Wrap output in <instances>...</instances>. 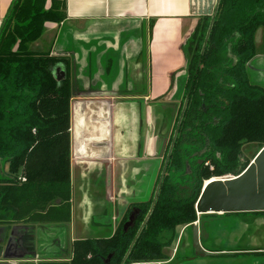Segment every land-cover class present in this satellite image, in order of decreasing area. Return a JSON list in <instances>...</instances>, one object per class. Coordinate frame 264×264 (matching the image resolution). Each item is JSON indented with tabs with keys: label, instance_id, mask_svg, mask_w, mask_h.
Returning <instances> with one entry per match:
<instances>
[{
	"label": "crops",
	"instance_id": "0c3cea01",
	"mask_svg": "<svg viewBox=\"0 0 264 264\" xmlns=\"http://www.w3.org/2000/svg\"><path fill=\"white\" fill-rule=\"evenodd\" d=\"M64 1L65 20L45 23L41 38L29 49L59 59L57 66L65 75L62 61L74 65L78 86L72 88L69 103L70 217L68 223L26 227L63 231L70 251L75 241L110 235L116 208L148 194L159 163L152 139L144 137L151 121L149 106L169 93L173 102L182 96H176L174 88L186 68L184 41L203 18H212L219 0ZM13 2L0 0V28ZM262 34L258 29L254 36L258 58ZM253 213L231 225L214 248L237 257L253 253V258L215 264H264V212ZM175 244L164 249L168 258ZM53 252L50 262L70 260L57 254V246Z\"/></svg>",
	"mask_w": 264,
	"mask_h": 264
},
{
	"label": "trees",
	"instance_id": "16d2710c",
	"mask_svg": "<svg viewBox=\"0 0 264 264\" xmlns=\"http://www.w3.org/2000/svg\"><path fill=\"white\" fill-rule=\"evenodd\" d=\"M64 9V0H14L0 28V160L6 161L5 174L11 178L0 180V229L69 221L70 63L62 61L66 75L57 81L52 70L59 59L37 56L29 49L41 38L45 23L65 20ZM216 10L204 54L199 57L201 33L199 47L192 53L195 59L189 56L194 66L191 74L201 86L209 76L205 70L194 74L199 58L205 67L217 63V52L226 39L236 34L235 51L246 61L256 54L254 36L258 29H262L264 40V0H219ZM210 20L211 17L203 18L196 30L201 25L205 34ZM188 49L190 52L192 47ZM244 92L234 96L226 122L214 137L215 147L226 154L224 163L213 161L215 170L204 168L200 181L228 173L236 177L250 164L240 161L243 145L255 144L258 151L264 147V90L250 88ZM198 186L189 202H168V192L160 197L124 264L165 259L163 234L196 221L195 204L201 183ZM141 204L133 229L106 240L75 241L68 264H106L111 254L107 264H120L147 212L148 203Z\"/></svg>",
	"mask_w": 264,
	"mask_h": 264
},
{
	"label": "flooded vegetation",
	"instance_id": "af4514ba",
	"mask_svg": "<svg viewBox=\"0 0 264 264\" xmlns=\"http://www.w3.org/2000/svg\"><path fill=\"white\" fill-rule=\"evenodd\" d=\"M197 27L198 26L194 28L184 41L186 47L184 53L187 79L182 90V96L177 102H173L168 100L170 96L169 93L168 95L154 100L149 106L151 107L150 109L153 115L151 114V121L148 129L144 132V137L152 139L154 145L152 149L153 154L159 155L156 178L145 197L133 203H131V201H126L122 207L118 206V208H116V213L113 218V232L111 231L112 233L110 235L107 233L105 236H99L97 239H110L117 233L126 234L133 229L142 208L141 203L145 202L148 203L147 212L132 242L137 236L138 239L142 229L149 220L148 218L157 206L158 200L166 192L169 193L167 201L171 203L189 202L192 200L197 194L198 184L201 183L203 188V184L206 182V180H199L201 171L207 168L209 171L213 172L215 170L212 163L213 161L224 163L226 154L223 153L222 150L216 148L213 142L215 140L214 137L218 135L219 130L226 122L232 99L237 94H245L243 90L245 91L250 88L264 90V84L253 83L249 74V71L252 70L257 72L259 77L264 78V68L258 69L252 66V61L258 58L256 56L257 54L253 56L254 58L246 61L237 54L234 46L235 40H233L237 36L236 34H234L232 38L226 39L224 46L217 52L216 57L219 59L217 63L210 67H205L202 64V58L198 59L197 65L194 68V74H197L199 71L204 73L205 70L206 74L209 76L205 77V80L201 82L202 86L198 84L196 77L193 78L191 74L194 66L192 62H189V56H191L192 59L194 58L192 53L199 47L198 43L200 42L198 41V36L201 33L203 43L201 45L199 57L204 54L211 33L210 31L207 36L210 30V22L205 34L201 32V25L198 30H196ZM188 46L192 47L190 52H188ZM77 86L78 84L76 83V87ZM71 93H73L72 88ZM140 133L142 136V132ZM251 145L246 144L243 145V147H250ZM243 147L240 152V161H250L251 163L256 155L252 160H249L243 153ZM224 177H234V175L228 173L215 178L223 180L226 179ZM253 216H255L254 213L207 214L201 217L197 215L196 221L188 225L176 227L174 232H166L169 234V237L167 242H164L166 246L162 249L165 259L159 262H161V264H215L217 261L223 262L236 258H246L247 255V257L253 258V253H240L237 257L234 256V254L226 252L216 253L214 249L219 238H226L225 236L228 234L227 232L231 225L238 224L241 221L245 222ZM145 218H147V221L142 227L146 220ZM193 225L198 226V244L203 250L209 252L207 257L197 253L193 246V235L191 234V230L186 231L187 228ZM3 228H6V231L0 230V238H2V233L6 232L4 247L8 239H12L7 253L12 258L6 261L0 259L3 262L11 264L16 261V264H35L34 260H31L35 257H38V264L47 262L68 264L71 260V249L69 251L67 243L63 242L62 245H58L57 254L62 257H70V260L63 263L43 262L41 257L45 255L43 252L46 248L45 246L42 248L43 245H40L37 239V247L39 245L41 249L39 252L36 250V242L33 239V228L22 225H14L11 227L3 226ZM177 228L180 229L179 237L178 234H176ZM224 240L225 239L221 240L222 244L225 242ZM56 241L59 243L60 239H56ZM174 242H176L174 246L175 252L171 258H168L164 249L170 248ZM49 245H52V242ZM53 253L55 252H50V254L54 255ZM244 254L246 255L244 256ZM111 257L112 254L108 255L104 262L106 264L109 263ZM23 260L26 261L23 262ZM150 263L154 262L146 264Z\"/></svg>",
	"mask_w": 264,
	"mask_h": 264
},
{
	"label": "water",
	"instance_id": "95a60500",
	"mask_svg": "<svg viewBox=\"0 0 264 264\" xmlns=\"http://www.w3.org/2000/svg\"><path fill=\"white\" fill-rule=\"evenodd\" d=\"M216 12L217 10L215 11V14L211 18L210 30L208 31L207 36L211 31V27H212L211 25L213 23ZM206 40H205V44H206ZM70 70H72L70 72L71 74L72 72L74 73L75 71L74 65L71 64ZM54 77L56 78L57 81L64 79L65 74L61 66H57V68L55 69ZM70 78H72L71 87L74 88L76 85V81L75 78L73 77V74L70 75ZM186 79H187V74L185 68L183 74L181 76H178L175 80L176 83L174 88L175 91L174 94L176 96L182 94L183 92L182 90L186 83ZM5 165H6V161L0 160V180L10 181L11 178L7 177L4 171ZM56 204H59L58 200L56 201ZM195 211L196 214L199 216H205L207 214H221V213L237 214V213L264 212V147H262L258 151L256 156L253 158L252 162L245 168V170L236 177L223 179V180L212 179L204 182L202 191L198 199L196 200ZM145 219L146 220L144 221L142 227L147 221V218ZM0 230L6 231L4 230V228H1ZM190 230H191V234L193 235L194 249L197 251V253H200L202 256L207 257V255H209V252L203 250L198 244V234H197L198 226L193 225L186 229V231H190ZM137 237L129 246L127 250V254L123 258L120 264H124L128 254L130 253L129 251L132 248ZM11 240L12 239L9 238L6 246L4 247L6 239L5 237L0 239V259L3 258L2 260L4 261L10 260L12 258L10 255L7 254ZM234 255L237 256L238 254H234ZM0 264H10V263L0 262Z\"/></svg>",
	"mask_w": 264,
	"mask_h": 264
},
{
	"label": "rangeland",
	"instance_id": "374dc122",
	"mask_svg": "<svg viewBox=\"0 0 264 264\" xmlns=\"http://www.w3.org/2000/svg\"><path fill=\"white\" fill-rule=\"evenodd\" d=\"M261 40H263V34L261 36ZM262 44L263 46L261 45V47L259 46L257 48V52L259 53L260 57L259 58H255L253 61H252V66H254V68H258V69H262L264 68V40L262 41ZM249 74H250V79L253 83H259V84H264V78L262 77H259L258 73L255 72V71H252L250 70L249 71ZM244 149L247 148V149H243V153L244 155H246V157L249 159V160H252V158L256 155L257 151H258V147L256 145H251L250 147H243ZM7 170V165H5V168H4V171L6 172ZM215 178V177H214ZM214 178H211L209 180H212ZM216 179V178H215ZM208 181V180H206ZM7 228V227H6ZM6 228H4V230H6ZM33 239L34 241L36 242V250H38V252L40 251L41 249V246L38 245L37 247V239H38V242L40 243V245H43L42 248L45 246L46 250L43 252V254H45L44 256L45 257H48L47 259H42L44 260L43 262H47V261H50L51 259L49 258V256H52V254H50L51 251L54 250L55 248V244H53L55 242L56 239H60L58 245H62L63 242L66 243V237L64 238V232L62 231H57L58 229L56 228H53L51 226H47L46 228V231L44 230L43 232L40 231V229H38L36 231V228H33ZM166 234V235H165ZM56 235L58 236V238L56 237ZM5 237V232L2 233V238ZM168 237H169V234H167L166 232L163 234L161 240L163 242H167L168 240ZM0 238V239H2ZM52 242V245H49L51 244ZM61 242V243H60ZM58 245L57 248L59 247ZM3 259V258H1ZM35 259V264H38V257ZM17 262H12L11 264H16ZM224 263V262H223ZM221 263V264H223Z\"/></svg>",
	"mask_w": 264,
	"mask_h": 264
},
{
	"label": "built area",
	"instance_id": "2783aa9c",
	"mask_svg": "<svg viewBox=\"0 0 264 264\" xmlns=\"http://www.w3.org/2000/svg\"><path fill=\"white\" fill-rule=\"evenodd\" d=\"M224 178L228 179V178H233V177H224ZM19 180H20L21 182H25V179H24V178H20Z\"/></svg>",
	"mask_w": 264,
	"mask_h": 264
}]
</instances>
